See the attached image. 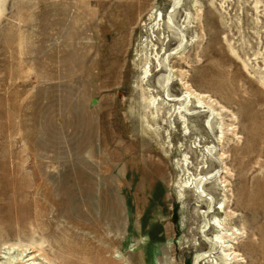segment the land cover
<instances>
[{"label":"rangeland","instance_id":"rangeland-1","mask_svg":"<svg viewBox=\"0 0 264 264\" xmlns=\"http://www.w3.org/2000/svg\"><path fill=\"white\" fill-rule=\"evenodd\" d=\"M180 3L0 0V264H264V0Z\"/></svg>","mask_w":264,"mask_h":264},{"label":"bare ground","instance_id":"bare-ground-1","mask_svg":"<svg viewBox=\"0 0 264 264\" xmlns=\"http://www.w3.org/2000/svg\"><path fill=\"white\" fill-rule=\"evenodd\" d=\"M174 1H175V6H174L175 9H174L173 12H175L177 9H179V6L181 4L180 3L181 0H174ZM161 21H163V18H162ZM172 23H173V20L172 19L169 20V24H172ZM159 30H160V28H159ZM166 38H167V36H166ZM184 40H185V38L183 37L182 43H183ZM156 42H158V41H152L151 44L156 46L155 45ZM159 42L161 43V41H159ZM158 56H160V55L158 54L156 56V58H155V61L157 63V67L160 68L158 73H164L165 74V76H163L162 79H160V83H159L158 86H160V88L164 92L170 86V84L172 85L174 76L177 74V71L175 70V66H174V61H173L174 58H172L171 55L169 57L165 58L163 60V62H161L159 60ZM152 62H153L152 60L151 61L147 60V66H146L145 72H144L145 76L147 78L152 76V73H154V70H153V67H152ZM169 97H170V99L172 98V96H169ZM204 99H205V97H203V96H201L199 94L189 93L188 95H185L182 100L181 99H179V100H172L171 99L170 101H167V103L174 104L176 102V103L180 104L181 107H180V109H179V111L177 113V116H181L184 119L188 118V116H189V112L191 111L190 109H191V106H192V105H190V103L192 101H197L198 104L201 105V107H198V108H202L205 111L209 108V110H211L213 112V114H212L211 123H209V128L208 129H210V134H214V131L216 129V127H215L216 126L215 119L219 115H215L214 109L211 107L210 104L205 103ZM155 102H156V100H154V103ZM202 113H204V111H202ZM214 117H215V119H214ZM207 154L212 155L213 154V149L209 148L207 150ZM188 170H190L189 167H188ZM203 170L200 173H202ZM214 178H217V176L213 175L209 179L208 178L203 179V177L200 175L197 179H194L193 183H192L193 184L192 186L195 189V191L199 193V195H197V199L199 200V203L202 204L200 206H202V207L207 209L206 212L202 213V218L204 219V222H206L205 223V228L210 227V230H211L212 225H215L216 228L220 232L212 240H209V244L211 246H213L215 249L216 248L218 249L217 254L218 255L220 254L221 258L227 260L228 262L230 261L231 263L232 262L233 263H239L241 261V258H240L241 256H240V254H238L237 247H236L238 244L236 242L239 240V238L242 235H241L240 231H236V229L234 228L233 222L237 218H236L235 214L231 213V210H233L232 209L233 206L230 205L231 202L229 201L228 195L223 193L225 191L222 192L223 195H224V199L225 200H223L220 203L221 209H223V212H220V211L219 212H220V214L224 215V218L221 219V218L213 216L214 215L212 213V210H213L212 203L214 201V199L212 197L213 195H211V196L210 195H206V192L204 191L205 187H207L209 185H212L214 183L213 182ZM214 186H216V183H214ZM217 186H218V184H217ZM234 205H236V204H234ZM210 208H211V211H208ZM217 210H219V209H217ZM215 215L217 216V214H215ZM210 216L214 217V223L213 224L212 223H208V220H209ZM212 259H214V258H212ZM217 261H215L216 264H218ZM212 262H214V261H212Z\"/></svg>","mask_w":264,"mask_h":264}]
</instances>
